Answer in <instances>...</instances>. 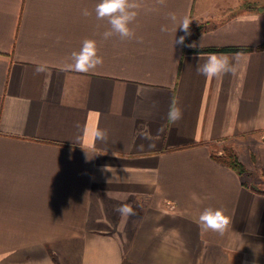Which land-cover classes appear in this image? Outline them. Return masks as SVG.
I'll use <instances>...</instances> for the list:
<instances>
[{
    "label": "crops",
    "instance_id": "1",
    "mask_svg": "<svg viewBox=\"0 0 264 264\" xmlns=\"http://www.w3.org/2000/svg\"><path fill=\"white\" fill-rule=\"evenodd\" d=\"M99 2L0 0V264H264V148L236 150L264 146V3L136 0L135 35L105 39ZM185 17L205 24L193 48L251 49L188 51ZM85 39L103 64L67 70ZM211 53L235 73L199 74ZM224 143L244 175L213 158ZM209 207L222 235L198 226Z\"/></svg>",
    "mask_w": 264,
    "mask_h": 264
},
{
    "label": "clouds",
    "instance_id": "2",
    "mask_svg": "<svg viewBox=\"0 0 264 264\" xmlns=\"http://www.w3.org/2000/svg\"><path fill=\"white\" fill-rule=\"evenodd\" d=\"M160 5H164L166 0H156ZM140 4L136 0H100L95 7L96 18L98 20L106 19L110 25V29L103 35L107 39L113 35H118L121 39L132 38L135 33L130 28L137 15ZM84 16H89L91 13L87 9L83 11ZM169 18L172 21H176L175 13H170ZM187 17L183 19L180 24V29L183 30L186 35H190V24ZM162 32L167 31L166 26L161 27ZM185 36L175 39L176 44H183ZM195 44L190 45L194 47ZM72 63L67 64L66 68L69 71L78 73L94 72L97 67L103 64V57L98 54L97 42L92 39H85L82 43V47L79 51H73L71 54ZM37 72L45 71V66L39 65L36 68ZM236 71L235 66L230 62L229 58L223 54L211 53L207 56L206 62L203 65H197V72L204 75L206 78H213L222 76L225 74H234ZM170 119L173 121L180 119L181 112L178 108H173L169 113ZM92 136L96 140L105 141L107 139V133L99 128L92 132ZM101 155V154H97ZM110 170L117 169L115 167L105 165L102 167V172H110ZM122 167L120 171H124ZM123 216L135 215V212L131 205L122 204L116 209ZM229 224V218L225 215L223 209H213L211 207L205 208L198 219V226L201 231H213L219 234H223Z\"/></svg>",
    "mask_w": 264,
    "mask_h": 264
},
{
    "label": "trees",
    "instance_id": "3",
    "mask_svg": "<svg viewBox=\"0 0 264 264\" xmlns=\"http://www.w3.org/2000/svg\"><path fill=\"white\" fill-rule=\"evenodd\" d=\"M205 29V24L197 21H192L190 24V35H186L185 45L188 51H247L251 47L244 46H225V47H208V48H193L190 45L195 41L197 36ZM258 48H264V44ZM213 158L221 164L233 168L240 175H244L247 172V168L244 163L239 159V156L233 148L225 146L220 154L213 153Z\"/></svg>",
    "mask_w": 264,
    "mask_h": 264
},
{
    "label": "rangeland",
    "instance_id": "4",
    "mask_svg": "<svg viewBox=\"0 0 264 264\" xmlns=\"http://www.w3.org/2000/svg\"><path fill=\"white\" fill-rule=\"evenodd\" d=\"M262 1V3H264V0H261ZM250 1H248V3H249ZM250 142V141H249ZM225 146H229V147H231V148H233V147H235L234 145H232V144H229V143H224L223 145L222 144H220V149H223ZM238 146V148L236 149V147H235V149L237 150V152L240 154V156L242 157V155L244 156V157H246V159H248V158H250L251 159V157H252V159H253V161L254 162H256V158H255V156H257L258 155V150H260V151H263V148H264V146L263 145H260L259 146V144H256V145H250V144H248V145H245V144H243L242 143V145H237ZM254 149H255V151H254ZM235 151V150H234ZM236 152V151H235ZM255 154H257V155H255ZM238 155V154H237ZM263 161L262 160H260V163L259 164H257V163H255L254 165L253 164H251V167H252V169H251V171H252V173H254V174H256L257 173V171L258 170H262V173L264 174V163H262ZM258 174V173H257Z\"/></svg>",
    "mask_w": 264,
    "mask_h": 264
}]
</instances>
